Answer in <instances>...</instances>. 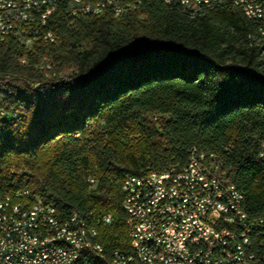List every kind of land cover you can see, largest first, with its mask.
<instances>
[{"label":"trees","instance_id":"obj_1","mask_svg":"<svg viewBox=\"0 0 264 264\" xmlns=\"http://www.w3.org/2000/svg\"><path fill=\"white\" fill-rule=\"evenodd\" d=\"M125 1L136 7L120 19L107 7L71 21L59 8L46 22L54 44L0 45V197L27 189L89 223L111 214L97 227L107 260L92 264L129 252L120 181L182 168L193 147L216 157L248 216L264 219L256 22L233 0Z\"/></svg>","mask_w":264,"mask_h":264},{"label":"built area","instance_id":"obj_2","mask_svg":"<svg viewBox=\"0 0 264 264\" xmlns=\"http://www.w3.org/2000/svg\"><path fill=\"white\" fill-rule=\"evenodd\" d=\"M187 5L193 0H183ZM53 0H6L0 10V44L8 36H25L41 32L54 44L58 36L43 24V16ZM136 2V1H133ZM210 6L221 0H201ZM236 7L251 9L264 28V0H233ZM11 8H20L21 16L11 19L16 31L3 25ZM67 19L88 17L87 8L75 7L74 0H60ZM119 19L124 10L116 0ZM19 44V43H18ZM0 116H6L0 110ZM262 155H260L261 157ZM186 173L179 167L141 176L128 175L120 181L122 209L126 215L129 252L116 250L109 264H264L259 261L264 247V219H251L244 210V196L235 191L220 173V162L213 154L193 147L188 151ZM87 182L94 186V177ZM111 214H103L93 223L76 210L53 212L27 189L0 197V264H89L83 251L98 249L87 246L81 226L89 225L90 237L98 238L97 227L112 224ZM54 231L52 242H44L43 233ZM70 232V239H63ZM62 242L74 244V254L62 249ZM106 259V257H102Z\"/></svg>","mask_w":264,"mask_h":264},{"label":"bare ground","instance_id":"obj_3","mask_svg":"<svg viewBox=\"0 0 264 264\" xmlns=\"http://www.w3.org/2000/svg\"><path fill=\"white\" fill-rule=\"evenodd\" d=\"M194 1H196L197 3L201 2V0H194ZM238 1H247V0H238ZM3 2H6V0H0V10H4ZM59 2L60 0H53V2L51 3V6L48 8L47 14L43 16V24H46L48 18L59 9ZM12 3H19V0H12ZM181 3L183 5L188 6L186 3H184L183 0H181ZM204 3H208V2H204ZM121 4L124 5V10H131V9L134 10L136 7L134 4L126 2L125 0H121ZM74 6L75 7L86 6L87 15H100L104 12V10L107 7H109L112 10L115 18L119 19V14H117V9H116V0H97V1L96 0H74ZM239 8L247 16L254 19V21L257 24L259 41L264 43V28H262V24L258 21L257 16L253 14L251 9H247L246 7H239ZM15 16H21L20 8H11V12H8V17H3V25H9V31H16V24H11V19H15ZM8 37H13L17 40V36H8ZM36 39H42L44 41H49V36H43V33L41 32H34L33 35H28L27 46L30 47L32 42ZM18 42L22 43L23 45H26V37L18 36ZM1 118L2 117L0 116V119ZM179 173H186V166L179 168ZM235 191L240 192L239 190L236 189V187H235ZM240 195L243 196L241 192H240ZM52 206H53V212H60V210L57 207H55L54 205ZM86 223H89L87 219H86ZM81 234L83 238H88L87 246L98 249V253L94 251H83V258H86L89 264H92L91 261H94V262L97 261L99 263L104 261V259L99 257V255L104 257L103 248L97 242V237H90L89 225L81 226ZM53 239H54V231H45L43 233L44 242H52ZM63 239H70V232H63ZM62 249L64 251H67V254H74V244H71L70 242H62ZM259 261L264 262V254L259 256Z\"/></svg>","mask_w":264,"mask_h":264},{"label":"rangeland","instance_id":"obj_4","mask_svg":"<svg viewBox=\"0 0 264 264\" xmlns=\"http://www.w3.org/2000/svg\"><path fill=\"white\" fill-rule=\"evenodd\" d=\"M65 75V74H64ZM64 75H61V76H64Z\"/></svg>","mask_w":264,"mask_h":264}]
</instances>
